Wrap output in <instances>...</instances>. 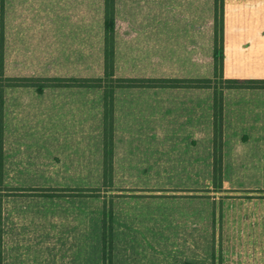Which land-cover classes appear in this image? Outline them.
Returning a JSON list of instances; mask_svg holds the SVG:
<instances>
[{
	"label": "rangeland",
	"instance_id": "rangeland-1",
	"mask_svg": "<svg viewBox=\"0 0 264 264\" xmlns=\"http://www.w3.org/2000/svg\"><path fill=\"white\" fill-rule=\"evenodd\" d=\"M101 4L5 0V73L100 75ZM225 6L226 43L237 48L225 76H258L254 67L264 72V58L249 59L248 52L264 56V36L252 46L264 34V0H225ZM116 23L134 52L154 43V60L120 66L125 74L211 77L212 0H116ZM194 44L201 55L186 64ZM168 50L172 59L164 60ZM224 93L222 189L212 180V91L203 89L195 135L169 129L178 114L171 113L168 89L144 88L119 109L113 189L87 197L92 188L104 189L102 90L7 88L2 264H102L103 197L112 211L111 264H264V153L243 128H231L235 112L245 125L264 113L255 106L264 90Z\"/></svg>",
	"mask_w": 264,
	"mask_h": 264
},
{
	"label": "trees",
	"instance_id": "trees-1",
	"mask_svg": "<svg viewBox=\"0 0 264 264\" xmlns=\"http://www.w3.org/2000/svg\"><path fill=\"white\" fill-rule=\"evenodd\" d=\"M101 28L96 37L97 54L101 65V74L98 76H66V77H32L10 76L5 73V0H0V188L3 187V134H4V95L7 88H34L41 93L45 88H89L102 90V186L92 188L87 197H102L100 193H107L113 185V151H114V92L118 88H197L212 91V180L215 187L222 189L223 176V108L224 91L229 89H255L264 90L263 68L254 67L259 73L255 76H225V68L230 62L232 55L227 49V19L225 0H212V45H211V77H161V76H138L135 73L125 74L120 66L136 63L137 59L147 57V63L154 60V43L146 52H134L133 43L124 42L118 36L116 23V0H102L101 4ZM88 33L89 31H85ZM264 33V29L261 31ZM259 32V33H261ZM264 36L258 35L252 38V46ZM87 40V38H84ZM197 42V41H196ZM244 48L250 50L249 45ZM263 46V45H262ZM228 47H230L228 45ZM190 56H186V64H196L197 56L201 50L197 44L189 47ZM262 49V47H261ZM199 50V55H197ZM164 60L172 59L168 50ZM242 51H240L241 56ZM257 55V54H255ZM249 59H263L264 56H251ZM201 60V58L199 57ZM198 61L201 63L202 61ZM250 61V60H248ZM139 63V60H138ZM264 64V63H263ZM257 66V64H255ZM75 191V190H74ZM1 195V193H0ZM7 196L8 194H2ZM41 196H46L40 194ZM1 197V196H0ZM50 197V195H48ZM102 209V232H101V261L102 264L112 262V242L108 219H112V211H107V201L103 197ZM2 199H0V264H2L3 232H2ZM111 206V205H110Z\"/></svg>",
	"mask_w": 264,
	"mask_h": 264
},
{
	"label": "crops",
	"instance_id": "crops-1",
	"mask_svg": "<svg viewBox=\"0 0 264 264\" xmlns=\"http://www.w3.org/2000/svg\"><path fill=\"white\" fill-rule=\"evenodd\" d=\"M226 45H227V49L228 50L230 49V55H232V57H236L237 54L233 55L231 51L237 48L234 47V45L231 47H228L229 44L227 43ZM242 61L244 62V60ZM242 61L238 60V63ZM137 89H144V88H118L115 90L114 92V129L116 127L119 109L124 108V107L128 108L131 106L132 99L130 96H133V94L135 93ZM145 89H150V88H145ZM163 89H168V94H169L168 96L170 99L169 102H172L170 104L172 106L170 107L174 106V108H172L173 110L171 111V113L178 114L177 116H173L172 118L170 117L172 120V123L170 124L171 126L169 127V129L174 130V131L182 130V129H187L188 131L192 130L194 131V134L196 135L197 130L200 131L202 129V123H203V115H202L203 89H197V88L195 89L193 88H163ZM245 90L256 91L255 89H245ZM120 97L122 98V100H120ZM256 103L257 104L255 106H257L260 110L264 109V99L262 100L259 99L256 101ZM183 106L185 107L187 114L182 109ZM235 108H237V106H235ZM238 116L239 115H237L235 112L234 120H233V124L231 128L235 130H239L243 128L247 133L249 142L251 144L258 145L255 151L260 152L261 154L264 153V113L259 112L257 114H253V116L250 119L251 120L250 124L248 125H245L244 123H242L239 120ZM130 119L131 118H126V120H130ZM253 120L255 121L254 123H252Z\"/></svg>",
	"mask_w": 264,
	"mask_h": 264
}]
</instances>
